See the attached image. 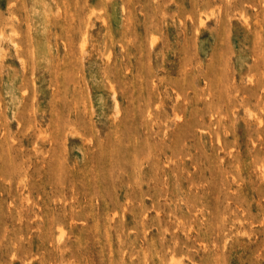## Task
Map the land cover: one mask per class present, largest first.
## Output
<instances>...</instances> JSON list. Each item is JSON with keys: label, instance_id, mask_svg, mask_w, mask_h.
Segmentation results:
<instances>
[{"label": "rangeland", "instance_id": "1", "mask_svg": "<svg viewBox=\"0 0 264 264\" xmlns=\"http://www.w3.org/2000/svg\"><path fill=\"white\" fill-rule=\"evenodd\" d=\"M0 264H264V0H0Z\"/></svg>", "mask_w": 264, "mask_h": 264}, {"label": "bare ground", "instance_id": "2", "mask_svg": "<svg viewBox=\"0 0 264 264\" xmlns=\"http://www.w3.org/2000/svg\"><path fill=\"white\" fill-rule=\"evenodd\" d=\"M201 20H203V19H201ZM204 21V20H203Z\"/></svg>", "mask_w": 264, "mask_h": 264}]
</instances>
